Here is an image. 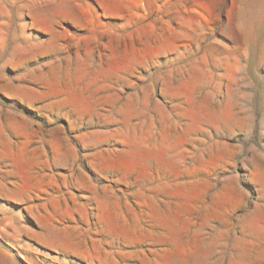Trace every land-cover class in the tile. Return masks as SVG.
Instances as JSON below:
<instances>
[{"label":"rangeland","instance_id":"obj_1","mask_svg":"<svg viewBox=\"0 0 264 264\" xmlns=\"http://www.w3.org/2000/svg\"><path fill=\"white\" fill-rule=\"evenodd\" d=\"M0 264H264V0H0Z\"/></svg>","mask_w":264,"mask_h":264}]
</instances>
